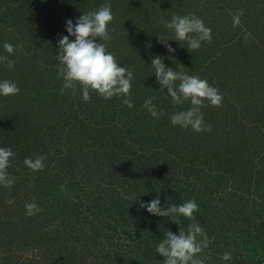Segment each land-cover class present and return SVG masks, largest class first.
I'll return each instance as SVG.
<instances>
[{
	"label": "trees",
	"instance_id": "obj_1",
	"mask_svg": "<svg viewBox=\"0 0 264 264\" xmlns=\"http://www.w3.org/2000/svg\"><path fill=\"white\" fill-rule=\"evenodd\" d=\"M187 1L190 2L191 7H194L191 14L202 20L204 16L202 9L208 8L209 14H212L210 8L217 5L216 7L224 11L222 13L223 18V15H227V10H225L227 4L234 6L235 13H241L247 3V0ZM253 1L256 0H251V2ZM182 2L186 1L182 0ZM123 5L128 15L124 17V13L119 11L121 13L120 19H116V22H125L124 27L119 29L115 25L116 22H112L110 26L111 38L115 36L117 29L122 32L120 33L122 36L114 38L113 41L101 42L106 44L107 50L114 55L118 63L129 68L134 74L130 90L131 95L128 97L132 102V107H128L123 102V96H116L101 102L102 106L98 104V106L90 107L85 104L76 109L81 105L80 101H73L71 96L68 99L65 95L68 93L66 92L67 89H64L63 92L59 91L62 98L55 100L54 96L49 97L51 98L48 104L50 110L45 108V111H42L40 109L41 113H39V116L42 115L44 118L39 127L44 134L47 133L48 141L46 142L50 146L56 147V151L48 157L43 146V143L46 142L41 141L43 138L34 132L32 117L27 119L23 115L12 116V114L4 113L2 115L0 113V147H9L15 153L7 169L8 178L11 179L13 174L18 177L21 176L20 182L14 181L11 186L0 184V264H78L79 261H83L82 264H162L164 258L155 251L157 243L164 238V234L168 230L178 234L180 227L187 231V226L193 221L191 222L188 218L181 216L179 217V225H177L171 221V215L162 217L147 213L139 207L140 201L153 199L159 193L161 206L165 208L168 204H180L194 199L200 206V211H208L213 215L215 214L213 209H215L217 213H220V218L227 212L226 208L228 207L231 210H238L232 205H223L222 203L225 201L220 195L216 196L219 191H215V187H219L222 183L221 179L225 178V174L229 170L225 164L228 161L227 154L230 151V145L226 143V146L222 145L217 149H212L204 148V144L207 140H213L214 143L216 139L214 135L218 134V121L220 119H229L233 128L237 125L239 127L245 118L240 112V105L243 107L242 104L247 101L253 104L262 100L259 95L251 97L255 93L254 91L251 94H247L248 91L239 94L242 89L240 84H246L245 81L248 82L250 79L258 80L250 73V70L256 66L250 60V64L244 63L245 73L247 72L248 76L242 74L241 68H238V63H236V67H233L235 69L226 70L230 77L235 78L237 82L233 89L227 85L229 89L227 94L225 90L223 91L224 88L219 90L220 92L223 91L221 94H226L219 107L221 118H217L219 114L217 110L215 114L209 117L211 122L208 123L207 115L212 111L211 104L208 106L206 101L201 109L204 113V125L205 127L210 125V131L196 132L191 131L190 128L172 125L169 119L171 114L186 110L191 105L188 101L179 105L174 104L168 95L166 96L167 99L166 97L163 100L159 99L162 103L170 102L171 110H167L166 116H161V120L159 114L153 117L144 107L143 99L139 95L141 91L138 90L139 86L148 89L157 87L154 70L150 66L151 58L160 55L166 65L174 66L178 62V58L182 56L180 53L186 50L187 44L185 41L179 44L169 40L176 51L168 53L159 41L147 40L146 36L142 38V33L145 34V31L140 32V30H143L141 25L144 24V21L137 15L140 11H144L143 6H147L146 2H139V9H131L126 3ZM160 6L155 8L166 7V5ZM174 9L171 8L170 10ZM176 10L178 14L179 11L177 8ZM117 12L118 10L115 8L116 17ZM148 14L150 19L157 18L154 12ZM128 20L132 23L128 24ZM206 20L207 27L217 29L216 19L213 22L209 19ZM162 23L161 21L158 27L162 28ZM136 25L138 26L136 27ZM218 25V29L223 30L224 36L228 35L227 41L219 40L223 45L240 40L244 34L242 31H245V29L234 28L232 31L229 29L228 34L227 30L224 31L223 19H221V23L218 22ZM246 25L250 28V24ZM113 26L115 32L112 31ZM133 37L136 39L140 37L142 49L136 52L138 45L135 44L133 51L118 50V43L115 40L124 41V45L126 43L129 45L131 43L128 40ZM261 37L263 40L260 41L264 42V32ZM205 42L214 43L212 40ZM147 44L148 46L145 47ZM190 51L195 53L194 59L187 60L189 66H192V72H189L190 68L187 71L186 67L180 68V72L198 75L211 81L212 72L208 69L210 64L207 61L205 64L202 58H196L201 49H190ZM208 52L209 50H205L206 54ZM8 56L6 57L4 49L0 50L1 61L10 60L11 55ZM0 70L8 71L5 67ZM26 72V74L24 73L26 77L34 78L32 74L39 76L36 74L38 71L32 69V66L27 68ZM9 77L12 78L14 75L10 74ZM37 78V84L44 86V88H49L56 82L51 80L53 76L49 73ZM176 83L178 84L179 81ZM75 87L77 91H81L79 84ZM163 91L166 89H158L154 95L164 94ZM258 92L261 93L260 90ZM64 103H67V109H62L64 113L61 115L64 119H61V123L64 126L69 125V130H60L62 135H59V131H53L50 125L51 123L56 125L60 122L59 120L53 124L52 121L56 119V109L62 108ZM38 106L40 107L39 104ZM68 111L69 115L67 116ZM113 112L119 116L112 119ZM83 116L88 119L86 122H84ZM108 116L110 121L112 120L111 123L107 121ZM243 123L246 124L247 122L244 120ZM257 123L255 121L250 124L256 125ZM164 128H166V134L163 132ZM220 128L225 132L223 141L228 140L229 137H235L229 135L223 127L220 126ZM78 133L98 139L95 141L99 145L95 148L93 144L94 147H92L95 149L94 153L97 154L98 158V160L95 159L97 163L93 164L95 168L92 171L94 175L99 169L101 174L98 175L95 182L91 183V186L88 185L91 180L89 174V176H82L73 169L70 170L71 172L69 171L70 173L65 169L70 163L66 161L69 150L64 149V143L73 144L69 139L64 138L63 134L64 136L65 134L76 136ZM35 141L36 143L39 142V146L32 145ZM193 141L197 148H200L199 152L201 150L205 152L199 158L200 153L196 150L198 153L196 160L195 157L191 158V143ZM103 142L106 146L111 144L110 148L101 151L98 146H102ZM77 143L75 146L78 145ZM213 143L211 142V146ZM237 144L241 145L242 151L243 144L240 139H237ZM137 151H140L139 155L136 154ZM26 153L30 157H45L43 169L32 170L28 168L24 164ZM142 154L144 159H142ZM158 154L165 155L163 157L165 161H162L165 163H157L154 160L153 157ZM208 154L216 156L221 165L218 164L217 168H214L213 165L207 163L204 156ZM145 155L148 159L145 158ZM136 163L138 164L136 165ZM228 163L235 166L237 162L230 160ZM242 165L244 163L241 161L240 171L244 167ZM31 193L35 194L32 195ZM20 195H25L26 200L19 198ZM5 199L7 202H4ZM241 201H238L237 204L246 205L245 202L241 203ZM31 202H35L44 213L39 210L34 215H26L25 204ZM39 213L40 220H38ZM222 228L218 233L219 235L217 234L213 240L204 242L203 250L198 255L205 260V264H242L243 261L235 256H231V259L227 261L222 258L225 252L231 253L233 249L239 248V245L243 247L241 244L237 245L236 241H231L232 238L227 236L230 227H226L224 223ZM263 234L264 229L261 228L255 232L253 238L257 239L259 235L264 236ZM250 245L252 244L250 243ZM248 248L247 254H249ZM121 253H124L123 256L118 257L117 255ZM253 259L254 257L249 255L244 264H252Z\"/></svg>",
	"mask_w": 264,
	"mask_h": 264
},
{
	"label": "rangeland",
	"instance_id": "obj_2",
	"mask_svg": "<svg viewBox=\"0 0 264 264\" xmlns=\"http://www.w3.org/2000/svg\"><path fill=\"white\" fill-rule=\"evenodd\" d=\"M144 1L146 2L147 6H143L144 11H140L137 15L141 17L142 21H144V24L141 25L143 30H140V32L145 31V34L142 33V38L146 36L147 40H152L154 42L159 41L158 36L166 35L168 38H173L172 31L164 27L165 21L170 20L173 15H189L194 9V7L189 5L190 2L187 0H184L186 2H182V0H0V50L3 49L4 42H9L14 46L20 45V47L15 48L13 54H9L4 50L6 57L11 55L10 60L1 61L0 59V69L5 67L8 70L5 72L0 70L2 73H0V77L2 76L0 80L7 79L14 81L20 89L19 93L15 95H10L7 97L0 96V113L2 115H4V113H8L10 115L12 114V116L23 115V117L27 119L32 117V121L34 122V132L43 138L41 141H48L46 136L47 133L44 134L42 129L39 127L44 119L42 118V115L39 116V113H41L40 109L42 111H45V108L50 110V108H48V104L51 101V98L49 97L54 96L55 100L62 98V94L59 93V91L62 89L63 79L60 75H58V72L63 67V65L60 64L56 56L58 52L57 41L60 38V34H67L65 31V21L71 18L75 22V18L80 16L83 12L95 10L105 3H110L114 17V19L110 22V28L112 22H116V19H120L121 13L119 11L124 13V17L128 15L123 3H126V5L131 9H139V2ZM160 5H166V7H163L162 9L155 8L161 7ZM216 6L217 5L213 6L212 8L209 7L210 11H212V14H209L208 8L202 9V13L204 15L203 22L205 25L207 24L206 19H209L212 22L216 19V26L218 29V22L221 23V19H223V25L225 27L224 31L227 30L228 34L229 29L232 31L234 28L245 29V31H242L244 34H242L240 40L232 41L227 45H223L222 42L228 38V35L224 36L222 29H218L217 31V29L214 27L210 28L212 37L211 40L214 43H206L203 41L201 47L199 48L201 49V52H198L196 56V58H202V60L205 61V64L206 61L208 64H210L208 69H210L212 72V80L210 81L207 79V81L210 85H215V87L219 90L224 88L223 91L225 90L227 94V90H229L227 85H230V88L233 89V86H235L237 81L235 78H231L226 70L230 71L231 69H235L233 67H236V63H238V68H241L242 74L248 76L249 74L247 72L245 73L244 63L250 64V62H253V65L256 67L250 70V73L258 78V80L255 81L250 79L248 82L245 81L246 84H240L239 86L242 87V89L239 94L243 93L244 91H248L247 94H251V92L254 91L255 93H253L251 97L259 95V97L261 96L260 98L262 100L259 103L255 102L253 104L247 101L246 103L242 104L243 107L240 105V112L242 113L243 117H245L244 120L247 122L246 124L243 123V120L239 127L237 125L233 128L232 125H230L231 123L229 119H220L218 121V134L214 135L216 138L214 143L213 140H207L206 144H204V148L209 147L212 149H217L222 145L226 146V143L230 145V151H228L227 154L228 161L225 164L229 170L225 174V178L223 177L224 179H221L222 183L219 185V187H215V191L218 190L219 193H217L216 196L220 195L225 201L222 203L223 205H232L238 210H231L228 207L229 209L226 208L227 212L220 218V213H217L215 209H213L215 214L212 215L208 211H200L199 206V210L194 213L196 220H191V222L193 221L192 223H199L204 229L206 238L199 237V239H203L204 242L213 240L214 237L220 233L221 228L225 223L226 227H230V232L227 234V236L230 239L232 238L231 241H236L237 245H243V247L239 245V248L233 249L231 251V256L238 257L243 261L242 264H244L250 255V257H254L252 264H260L264 263V236L259 235L257 239H254L253 235H255L257 230L261 228L264 229V48L262 49V47H264V42L260 41L263 40L261 36L264 32V0H256L253 2H251V0H247L246 5L244 6V9H247L245 11L244 9L241 11L240 23L235 26L233 25V15L236 11L233 8L234 6L232 4H227L225 7V10H227V15H223V18L222 13L224 11ZM115 8L118 10L117 17L114 13ZM171 8L175 9L171 11ZM176 8L179 11L178 14ZM147 12H154V14H156L155 17L157 18L150 19V15ZM161 21L163 22L162 28L158 27L159 23L161 24ZM124 23L125 22L118 21L115 25L120 29V27H124ZM129 23L132 22L128 20V24ZM246 24H250V28ZM114 26L112 27V31L115 32V29H113ZM137 26L138 25H136V27ZM119 29H117V33L110 40L113 41L114 38H120L122 36V34H120L122 32H120ZM139 39L140 37L137 39L135 37L132 39L129 38L128 41L131 43L129 45H127L126 42L124 45V41H122V43L121 41L115 40V42L118 43V50H126L129 52L133 51L135 49V44H137L138 46L136 48V52H138L139 49L143 48ZM147 46L148 44L145 47ZM185 48L186 50H184L183 53H180L182 56L178 58V62L174 64V66H169L174 67L176 71H180V68L182 67H186L187 71L190 68L189 72H192V66H189V62H187V60L194 59L195 53L191 52L190 49L187 50L186 46ZM205 50H209V52L206 54ZM134 55H136V53H134ZM9 65L12 66L10 67ZM29 65L32 66V69L38 71L36 74L39 76H43V74L48 75V73L52 75L53 78H51V80L53 82L56 81L55 83L57 84L54 83L53 86L44 88V86L37 84V77L39 76L32 74L34 78L26 77L24 73H27V68H30ZM241 72L239 70V73ZM9 73L14 75V77L10 78ZM25 82L27 83L24 84ZM139 87L140 88L138 90L141 91L139 95H141V98L143 99V104L145 100L149 98H153L152 103L154 105L158 102L155 107H157L156 110L159 114V119L161 120V116H166L167 110H171V106H169L170 102L166 101L165 103H162L160 101V99H165V97L168 95L167 92L163 91L164 94L160 93L159 96L154 95L156 91L158 92L160 87L158 83L157 87L155 86V88L152 89L141 86ZM75 90L76 87L73 89L67 88L66 92L68 93L65 95L68 97V99L71 96L73 101H80L81 105L76 109L85 104L90 107H94V105L98 106V104L105 102L106 100L103 96L97 94L93 90H90L89 92V99L85 100L83 99L82 92ZM259 90L261 93L258 92ZM222 92L219 91L220 94ZM226 94L221 95L224 97ZM168 97L169 99L171 98L170 96ZM154 99H156V101H153ZM102 105L103 104H100V106ZM209 105L210 104L208 103V106ZM211 107L212 111H210V113L207 115L208 123L211 122L209 117L215 114L217 110L219 113L217 118H221V113L219 112L220 106L211 105ZM62 109H67V103H64L62 108L56 109V119L52 122L53 124L59 120L60 122L56 123V125H52V123L50 125L53 131H59V135H62L61 131H63V129L66 131L69 130V125L66 124L64 126L63 123H61V119H64L61 115L64 113L62 112ZM67 113L68 116L69 111ZM118 116L119 115L117 113L113 112L112 119L113 117ZM83 118L84 122L88 120L85 116H83ZM107 121L108 123H111L112 121H110L109 116L107 117ZM255 121L258 122L256 125L250 124L251 122ZM220 126L223 127V129L228 132L229 135L235 136L236 138L229 137L228 140L230 141H223V139H225L223 135L225 132L220 128ZM163 132L166 134V128H164ZM193 133L197 135L195 132ZM63 137L69 139V141H71L73 144L69 145L64 143V149L69 150L66 161L70 163V165L68 164L65 169H67L68 172L73 169L82 176L90 175L91 180L90 184L88 185L91 186V183L95 182V180L98 178V175L101 174L99 169L94 175L92 171L93 168H95L93 164L97 163L95 159L98 160L96 156L97 154L94 153L95 149L92 148L94 147L93 144L95 145V148L97 145H99L96 142L98 141L97 137H90V139L88 136L80 135L79 133L76 136L73 134H65L64 136L63 134ZM237 139L242 141V151L241 145L237 144ZM76 142H78L77 146H75ZM211 142L213 143L212 146ZM32 145L39 146V142L36 143L35 141ZM101 145L103 147L98 146L101 151H105V149H108L111 146V144L106 146L104 142ZM191 145V158L195 157L196 160V158H198V153H200L199 158L204 155L205 152L203 150L199 152L200 148H197L194 141L191 143ZM43 146L45 147L44 150L47 157L56 151V147L50 146V144L47 142L43 143ZM196 150H198V153ZM139 153L140 151L136 152L137 155H139ZM141 156L142 159H144V155L142 154ZM164 156V154H158L153 158L157 163H165L162 162L165 161L163 158ZM26 157L32 159L36 158V156L30 157L28 153L25 154V158ZM204 157L206 162L213 165L214 168H217L218 164L221 165L218 159H216V156L213 154H208ZM145 158L148 159L146 155ZM230 160H235L237 162L235 166H231L228 163ZM241 161L244 163V165H242L244 167L240 171L239 166ZM137 164L138 163H136V165ZM19 178H21V176L18 177L14 174L11 176L13 182H20ZM31 194L34 195L35 193ZM19 198L25 199V195H20ZM240 200H242L241 203L245 202L246 205L243 204L240 206L237 204ZM4 202H7V200L5 199ZM41 211L44 213L43 210ZM38 220H40V213ZM182 229L185 230V228ZM222 235H224V232H222ZM250 243L252 245L249 246ZM247 248L249 254L246 252ZM123 254L121 253L117 256L122 257ZM82 262L83 261H79L78 264H82Z\"/></svg>",
	"mask_w": 264,
	"mask_h": 264
},
{
	"label": "clouds",
	"instance_id": "obj_3",
	"mask_svg": "<svg viewBox=\"0 0 264 264\" xmlns=\"http://www.w3.org/2000/svg\"><path fill=\"white\" fill-rule=\"evenodd\" d=\"M241 13L233 15V25L240 23ZM114 19L112 6L105 3L98 9L83 12L80 16L65 21L67 34H60L57 41V60L63 67L58 75L63 79L61 91L67 88H75L80 85L83 99H89L90 90L110 99L113 96H123V102L132 107L128 98L131 95L133 72L118 63L114 55L107 50L106 44L101 41H108L110 36V22ZM164 27L170 29L173 38L166 35L158 36L159 42L167 49L168 53H174L176 49L169 43V40L180 44L185 41L187 50L199 49L203 41H211V29L203 20L195 15H173L170 20L164 22ZM9 42H4L3 49L13 54L15 48ZM10 67L12 65H9ZM150 66L154 70L156 83L159 89H166L168 96L174 104H183L188 101L191 107L186 110L174 112L169 117L172 125H179L181 128H191L192 131H210L211 126L205 127L204 113L201 111L205 102L220 106L222 95L219 89L210 85L206 79L198 75H189L185 72L176 71L174 67L165 64L162 56L155 55L151 58ZM176 81H179L177 84ZM20 89L14 81L7 79L0 80V96L7 97L19 93ZM153 98L146 99L144 107L156 117L158 115ZM15 153L9 147H0V184L11 186L12 179L8 178L7 169L10 166L11 158ZM45 157L39 156L35 159L26 157L24 164L32 170H42ZM165 203H168L165 201ZM139 207L147 213L156 216H172L174 223L179 225V217L183 216L189 220H196L194 213L199 210L197 202L187 200L180 204H168L161 206L160 194L148 201H140ZM26 215H34L38 212L39 206L35 202L25 204ZM205 237L204 229L199 223H190L187 231L179 227L178 234L168 230L164 238L157 243L155 251L164 259L162 264H205V260L198 255L203 250ZM224 260L231 259V253L225 252Z\"/></svg>",
	"mask_w": 264,
	"mask_h": 264
}]
</instances>
